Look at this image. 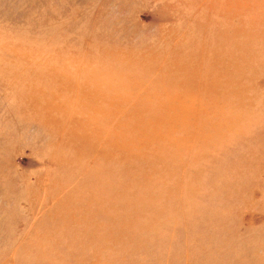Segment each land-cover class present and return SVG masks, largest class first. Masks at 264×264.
Segmentation results:
<instances>
[{
    "label": "rangeland",
    "instance_id": "374dc122",
    "mask_svg": "<svg viewBox=\"0 0 264 264\" xmlns=\"http://www.w3.org/2000/svg\"><path fill=\"white\" fill-rule=\"evenodd\" d=\"M0 264H264V0H0Z\"/></svg>",
    "mask_w": 264,
    "mask_h": 264
}]
</instances>
